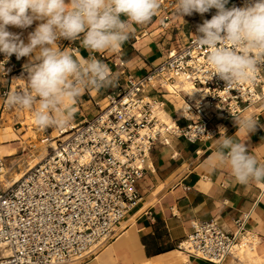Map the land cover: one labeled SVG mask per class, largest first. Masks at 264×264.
I'll list each match as a JSON object with an SVG mask.
<instances>
[{
    "label": "built area",
    "instance_id": "2783aa9c",
    "mask_svg": "<svg viewBox=\"0 0 264 264\" xmlns=\"http://www.w3.org/2000/svg\"><path fill=\"white\" fill-rule=\"evenodd\" d=\"M207 56L197 36L170 50L145 75L128 74L126 87L109 94L106 106L97 104L92 119L59 130L55 139L49 137V128L42 130L46 156L28 166L14 185L0 182V264H85L94 259L119 237L120 223L141 200L137 185L163 136L191 143L214 138L220 133L218 126H211L215 117H233L264 99V66L252 80L227 87L212 75ZM95 58L103 62L104 55ZM0 70L4 78L15 74L11 57L5 60L3 53ZM178 79L196 86L202 97L192 101L181 93L190 104L187 114L195 118L177 113L180 118L172 131L157 117L155 95L164 91V83ZM9 92L10 86L5 87L3 97ZM180 120L188 124L180 125ZM7 169V157L0 158V177ZM245 223L246 219L236 220V231L229 232L215 219L194 221L192 233L178 249L207 263H224L243 245Z\"/></svg>",
    "mask_w": 264,
    "mask_h": 264
},
{
    "label": "clouds",
    "instance_id": "9594fccd",
    "mask_svg": "<svg viewBox=\"0 0 264 264\" xmlns=\"http://www.w3.org/2000/svg\"><path fill=\"white\" fill-rule=\"evenodd\" d=\"M228 4L229 0H176V10L183 17L217 10L198 26V44L208 50L212 75L231 87L252 80L264 66V0L242 8ZM160 7V0H0V53L5 60L13 54L28 58L27 90L9 92L6 103L31 110L41 130L67 127L82 94L114 87L118 76L95 56H73L59 42L78 41L90 53L119 52L133 25L151 21ZM36 21L40 23L27 43L9 31V26L27 29ZM233 118L237 133H246L248 139L258 127L264 128L247 113ZM237 133L228 136L221 127L208 167L229 170L233 181L245 187L264 183V164L236 138Z\"/></svg>",
    "mask_w": 264,
    "mask_h": 264
},
{
    "label": "crops",
    "instance_id": "0c3cea01",
    "mask_svg": "<svg viewBox=\"0 0 264 264\" xmlns=\"http://www.w3.org/2000/svg\"><path fill=\"white\" fill-rule=\"evenodd\" d=\"M246 3L242 4V0H229L227 7L242 8ZM216 12V9H211L203 15L193 13L183 17L177 14L176 0H164V4H161L151 21L143 25H133L129 39L119 52L90 53L78 41L72 43L61 40L60 47L73 56L87 59L90 55L95 57L104 55L103 62L118 76V83L114 87L85 91L74 104V118L68 126L82 124L92 119L98 113L97 104L104 106L109 94L117 93L126 87L128 74L145 75L154 66L163 62L170 50L197 37L198 26L204 20H210ZM166 17L169 19L168 23L162 26ZM27 63L28 58L23 61L11 60L13 73H19V76L24 78V83L26 82L24 85L14 86L12 77L4 78L0 70V126L12 125L15 129L16 125L21 124L20 113L24 109L6 104L7 96L3 97L1 89L10 86V92L27 90L25 78L27 73L24 68ZM165 101L166 112L179 119L174 107L168 100ZM242 113L253 115L260 124H264V99L258 105L247 107ZM186 124L187 121L180 120V125ZM211 126L225 128L228 136H235L238 132L233 117H215L211 121ZM3 129L4 127H0V138L4 134ZM219 136L220 133L214 138L191 143L183 137L167 135L154 147L149 158L148 170L137 185L141 200L122 221H128L141 211L134 222L136 237L144 257L154 261V264H211L189 256L188 262L185 263L178 254H173L178 250V244L192 233L194 221L215 219L227 231L235 232L237 229L235 221L246 219L244 230L257 233L264 244L262 183L245 187L233 181L229 170L213 171L208 167L209 158L214 151L215 138L218 139ZM236 138L242 143L245 142L249 152L259 163L264 164V128L258 127L255 133L250 134L249 139L246 133H237ZM19 141L10 142L5 146L6 149L18 153L22 148V142ZM25 150L22 149L23 152ZM12 157H7V161ZM185 188L190 190L186 191ZM125 229L128 231L131 226ZM125 229L118 230L120 235ZM117 254L121 257L120 264L129 263L128 260H124V255L129 256L125 245L118 248ZM94 259L85 264H92ZM231 261L227 258L223 264H230Z\"/></svg>",
    "mask_w": 264,
    "mask_h": 264
},
{
    "label": "bare ground",
    "instance_id": "6f19581e",
    "mask_svg": "<svg viewBox=\"0 0 264 264\" xmlns=\"http://www.w3.org/2000/svg\"><path fill=\"white\" fill-rule=\"evenodd\" d=\"M39 22V21H38ZM12 79L20 80L21 77L19 73H15L12 75ZM24 82V81H23ZM164 91L159 92L160 97H157L159 105L156 106V114L159 118L162 126L164 128H169L174 131L176 128V118H173L168 111L166 112V100L169 101V104L172 105L175 111L179 114V116H187L190 119L195 118L193 114L188 115L186 111L189 110L190 104L185 100V97L181 95L184 93L189 96L192 101H200V97H202L201 91L191 84L190 82L183 81L182 79H178L174 83H164L163 85ZM163 98V99H161ZM106 103L104 106H106ZM164 104V106L162 105ZM26 109L22 110L21 115L24 117L20 122L21 127H25V131H32L34 129L33 126L27 125L25 123V113ZM29 111V110H27ZM30 124H35L33 112L30 113ZM21 116V117H22ZM28 120V118H27ZM38 132H41V140L39 144H34L35 147H41V152L38 156H34L32 161L28 166L33 167L41 162V160L46 156L48 152L47 143L43 142V138H45L43 131L34 125ZM66 128V127H64ZM64 128H57L53 130L49 137L55 139L59 136V130ZM221 129V127H219ZM4 134L0 138V158L14 156L16 153L6 149V145L10 142L19 141L21 138L18 136V133L11 127H4ZM24 132V130H22ZM56 131V133H55ZM28 134V133H27ZM26 135V134H25ZM24 135V136H25ZM167 136V135H165ZM163 136V137H165ZM53 142L52 146L56 144ZM165 142V140H164ZM24 170L21 172L14 173L11 179H8L6 175H2L0 177V182L5 184L6 186H12L17 183L23 176ZM261 187L264 188V185L261 184ZM141 212V211H140ZM138 212L136 215H133L128 221H124L121 223V226L118 228L119 231L124 230L128 226H131V229L127 231L125 229L124 233H122L114 242H111L108 246L103 248L99 254L95 257L92 264H120L121 257L117 254V250L122 245H125L127 250L129 251V256L124 255V260H128V264H154V261L147 259L143 255L142 247L138 243L136 232L134 228L135 217L140 213ZM243 245L238 247L236 253L233 257H230L232 260L230 264H264V244L262 238L255 232H248V234L242 240ZM173 254H178L180 259L187 263L188 255L182 250L178 249ZM223 264V263H221Z\"/></svg>",
    "mask_w": 264,
    "mask_h": 264
},
{
    "label": "rangeland",
    "instance_id": "374dc122",
    "mask_svg": "<svg viewBox=\"0 0 264 264\" xmlns=\"http://www.w3.org/2000/svg\"><path fill=\"white\" fill-rule=\"evenodd\" d=\"M246 2H247L246 0H242V4H244ZM39 23L40 22L36 21V22H34V24L32 26H30L27 29H20V28H16L13 26H9V31L16 33V34H19L21 36V39H23L24 42L27 43L29 33L33 32ZM14 59L16 61H19V60L23 61V60L27 59V57H22L20 59H17L16 55H12L11 60H14ZM23 81H24V78H21L20 80L13 79L14 86L16 84H18V85L26 84V82L24 83ZM3 91H4V89L2 88L1 93ZM168 110L172 111L169 108H168ZM24 112H26L25 113V120H24L25 123H27L28 127L33 126L34 129L32 131L28 132V131H25V127H21V124H19V125L15 126V129H16L15 130L11 125V127L18 133V136L21 138L19 142H22V148L12 158H9L10 160L7 161L8 162V169L6 170V173H7L6 177L8 179H11L13 177L14 173H16V172H21L23 170L25 171L27 169L29 163L34 158V156H38L42 150L41 147H35L34 146V144H39V142L41 140V132H38V130L34 126L35 124H30L31 122L29 120V117H30L29 112L32 113V111L31 110H29V111L25 110ZM172 113H173V111H172ZM20 116H22L21 113H20ZM23 118L24 117L22 116L21 121L23 120ZM27 118H28V120H27ZM0 127H7V126L5 125V126H0ZM22 130H24V132ZM49 130H50L49 133H51V131L55 130V128H53V129L51 128ZM55 133H56V131H55ZM24 148L26 149L25 152L22 151V149H24Z\"/></svg>",
    "mask_w": 264,
    "mask_h": 264
}]
</instances>
